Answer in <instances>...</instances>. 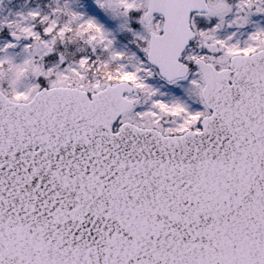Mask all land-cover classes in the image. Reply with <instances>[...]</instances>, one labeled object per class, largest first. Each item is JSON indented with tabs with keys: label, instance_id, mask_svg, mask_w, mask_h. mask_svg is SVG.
<instances>
[{
	"label": "snow or ice",
	"instance_id": "obj_1",
	"mask_svg": "<svg viewBox=\"0 0 264 264\" xmlns=\"http://www.w3.org/2000/svg\"><path fill=\"white\" fill-rule=\"evenodd\" d=\"M96 3L0 17V264H264V0Z\"/></svg>",
	"mask_w": 264,
	"mask_h": 264
},
{
	"label": "rangeland",
	"instance_id": "obj_2",
	"mask_svg": "<svg viewBox=\"0 0 264 264\" xmlns=\"http://www.w3.org/2000/svg\"><path fill=\"white\" fill-rule=\"evenodd\" d=\"M68 2L73 9L83 12L85 16L95 18L98 22L102 23L109 31H111L117 38L118 47H123L124 45L128 44L131 36L119 27L120 20L108 10L100 8L96 3V0H68ZM51 3H53V0H0V17L8 16L10 13L19 11H27L31 8L36 7L47 8ZM6 32V27L0 28V39L3 38ZM129 47H132V45H129ZM18 49L19 45L17 46V50ZM149 82L152 83L155 87L160 88L162 92L168 93V96L165 98H187L186 81H183L177 85H171L161 77L155 76L151 78Z\"/></svg>",
	"mask_w": 264,
	"mask_h": 264
}]
</instances>
